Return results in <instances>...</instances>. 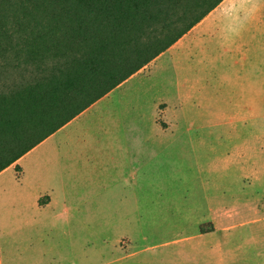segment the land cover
Masks as SVG:
<instances>
[{"label": "rangeland", "instance_id": "rangeland-1", "mask_svg": "<svg viewBox=\"0 0 264 264\" xmlns=\"http://www.w3.org/2000/svg\"><path fill=\"white\" fill-rule=\"evenodd\" d=\"M251 1L264 4V0ZM260 12L264 15V8ZM261 28L257 68L201 74L209 76L210 83L209 100L203 105L198 101L200 89L192 90L187 84L195 74L171 64L169 53L106 95L119 104L120 99L126 101L119 111L136 116L138 127L145 131L147 151L143 161H136L145 166L143 180L140 184L130 180L128 199L93 202L98 208L96 216H88L91 225L83 223L74 233L80 241L73 249L64 226L46 236L36 230L18 232L24 230L15 227L11 232L12 253L16 254L9 258L4 250L9 243L1 232L4 264H264V201L259 200L264 198V170L256 184L250 177L252 169H239L235 153L246 140L244 136L218 138L212 133L209 137L196 133L203 129L240 131L251 134L252 139L258 135L252 153L264 166V26ZM234 112L247 119L232 125L220 121L222 114ZM159 128L173 131L158 132ZM188 129L194 131L193 137L186 134ZM15 168L21 176L22 168ZM16 169L4 178L18 182ZM136 189L141 194L138 197ZM225 204L237 212L234 219L227 216L226 220L239 224L231 230L220 229L212 237L202 235V229H211L204 221ZM2 215L0 207V219ZM213 246L223 248L220 254ZM6 253L9 256V249Z\"/></svg>", "mask_w": 264, "mask_h": 264}, {"label": "crops", "instance_id": "crops-1", "mask_svg": "<svg viewBox=\"0 0 264 264\" xmlns=\"http://www.w3.org/2000/svg\"><path fill=\"white\" fill-rule=\"evenodd\" d=\"M263 8L264 4L255 5L251 0H224L161 54L160 57H163L169 53L171 64L195 74L187 84L192 90L200 89L198 101L202 105L209 100L210 83L209 76L206 79L201 74L241 73L246 70L244 68L249 67L251 71L257 68L258 32L264 26V15L260 12ZM120 100L121 104L111 96L101 98L0 173V207L3 210L0 234H6L9 243L4 249L6 257L12 258L16 254L12 253L14 236L11 232L15 227L16 231L19 227L24 230L18 232L36 230L46 236L64 226L69 232L67 240L73 249L75 242L80 241L74 233L79 232L83 223L91 225L86 221L88 216H96L98 208L93 202L107 204L116 198L128 199L126 187L130 180L133 183L137 180L139 184L143 180L145 166L136 161H143L147 151L145 131L138 127L136 116L119 111L126 102ZM221 116L220 121L229 122L228 125L247 119L240 112ZM163 131L173 130H158ZM185 132L193 137L192 129ZM196 133L197 136L208 137L212 133L218 138L244 136L246 140L235 153L237 165L241 170L252 169L250 177L256 184L262 179L260 174H263L264 166L258 164L257 154L252 153V149L257 147V134L252 139L251 134L242 135L240 131L210 132L202 129ZM23 160L27 162L23 164ZM17 166L22 168L21 176L15 168ZM11 169H16L18 182L4 178ZM238 180H242L241 176ZM135 194L137 197L141 195L139 189ZM259 200L264 201V198ZM103 214L108 215L107 212ZM236 215V208L226 204L216 212L214 210L212 217L203 223L211 229H203L202 235L212 237L220 229L231 230L239 223L229 220L230 223L226 218L234 219ZM8 249L9 256L6 253ZM212 249L220 254L223 248L215 249L213 246ZM2 253L0 242V264L5 263ZM75 261L73 258L71 262Z\"/></svg>", "mask_w": 264, "mask_h": 264}, {"label": "trees", "instance_id": "trees-1", "mask_svg": "<svg viewBox=\"0 0 264 264\" xmlns=\"http://www.w3.org/2000/svg\"><path fill=\"white\" fill-rule=\"evenodd\" d=\"M223 1L0 0V173Z\"/></svg>", "mask_w": 264, "mask_h": 264}]
</instances>
